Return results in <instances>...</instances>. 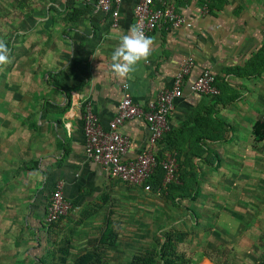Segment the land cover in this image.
<instances>
[{"label":"crops","instance_id":"crops-1","mask_svg":"<svg viewBox=\"0 0 264 264\" xmlns=\"http://www.w3.org/2000/svg\"><path fill=\"white\" fill-rule=\"evenodd\" d=\"M169 1L191 27L152 32L151 56L127 78L112 72L111 54L135 24L137 0H123L118 28L96 0H22L12 11L21 17L0 68V264H132L167 237L185 264L264 261L263 203L246 193L262 187L253 172L264 167V140L253 134L264 116V0ZM187 58L193 72L156 146L177 155L178 188L164 196L110 177L87 155L86 105L109 130L124 84L146 108ZM206 70L217 96L190 89ZM119 131L131 141L125 161L148 149L144 118ZM57 190L72 208L47 227ZM248 204L257 208L240 207Z\"/></svg>","mask_w":264,"mask_h":264},{"label":"built area","instance_id":"built-area-1","mask_svg":"<svg viewBox=\"0 0 264 264\" xmlns=\"http://www.w3.org/2000/svg\"><path fill=\"white\" fill-rule=\"evenodd\" d=\"M123 0H96L98 8L112 16V25L118 28L120 24V5ZM135 24H139L149 36L155 30L166 27L179 29L191 27V23L181 15L175 5L169 0H137L134 11ZM195 62L187 58L180 71L175 76L172 86L160 92L156 99L148 102L143 108L133 99L129 85L122 87V100L117 116L110 122L109 130H105L99 118L93 112L90 104L85 107L84 131L86 137V152L89 158L102 165L110 177L124 182L144 186L151 190V179L158 169L163 170L164 178L158 192L167 191L171 185H179L182 180L177 155L164 152L161 157L156 152V146L171 132L170 116L175 102L184 94L187 78L193 72ZM193 93L217 96L216 76L210 70L204 71L191 85ZM144 118L150 130L149 147L136 159L125 161L131 141L120 133L119 128L127 121ZM264 121V116L262 117ZM72 205L62 192L57 190L51 196L45 224L47 227L59 222L71 210Z\"/></svg>","mask_w":264,"mask_h":264},{"label":"clouds","instance_id":"clouds-1","mask_svg":"<svg viewBox=\"0 0 264 264\" xmlns=\"http://www.w3.org/2000/svg\"><path fill=\"white\" fill-rule=\"evenodd\" d=\"M154 37L147 36L139 24L131 25L126 34L119 37V43L111 54L112 72L127 78L136 72L138 65L147 62L153 52ZM11 63V49L8 42L0 39V67Z\"/></svg>","mask_w":264,"mask_h":264},{"label":"trees","instance_id":"trees-1","mask_svg":"<svg viewBox=\"0 0 264 264\" xmlns=\"http://www.w3.org/2000/svg\"><path fill=\"white\" fill-rule=\"evenodd\" d=\"M253 134L257 141L260 142L264 140V121H260L254 125ZM163 152L164 151L159 152V157L163 155ZM163 178H164L163 170L158 169L156 174L153 176V178L150 181L153 190H158L162 186ZM177 188L178 185H171L168 188V190L162 192V194L166 196L165 194L168 193L169 195L173 190H176ZM174 249H175L174 240L171 237L170 238L167 237V240L164 241L163 244L159 246V249L156 252L152 251L149 254L140 256L132 264H185L186 262L184 261L185 260L184 257L178 254ZM86 260L87 257L83 259V261ZM261 264H264V261H262Z\"/></svg>","mask_w":264,"mask_h":264},{"label":"rangeland","instance_id":"rangeland-1","mask_svg":"<svg viewBox=\"0 0 264 264\" xmlns=\"http://www.w3.org/2000/svg\"><path fill=\"white\" fill-rule=\"evenodd\" d=\"M12 1V2H11ZM19 1L22 0H0V39H4L6 40V37H10L12 35H17V33L14 31V29L11 28V22L14 21V18L18 16L21 17V11H19L17 13V16L12 13V11L15 10L16 6L20 7V3ZM20 10V9H19ZM13 18H12V16ZM10 34V35H9ZM2 68L1 70H3L4 67H0ZM263 172H253V178L257 179V180H262V187H260L261 183L260 181H256L253 186L255 185V188L252 190H247V194H250L252 192V196L253 198H257L259 203H263V205L261 204L260 206H258V208H263L264 207V167H263ZM235 193L238 190H233ZM200 197H208L209 194H207V192L205 190L200 191L199 193ZM224 207H228V206H224ZM234 207V206H232ZM241 208H248L250 210V208L252 209H256L257 207L255 205H247V206H240ZM259 208V209H260ZM249 215V219L252 217V215L250 213H248ZM252 220V218H251ZM253 221L256 223L258 220L257 216L256 219H253ZM244 225H247L246 223H242ZM236 232V231H235ZM237 237H243L245 235V231L240 230L238 233H235ZM161 237V236H160ZM219 255H222V253H220ZM195 257V256H194Z\"/></svg>","mask_w":264,"mask_h":264}]
</instances>
